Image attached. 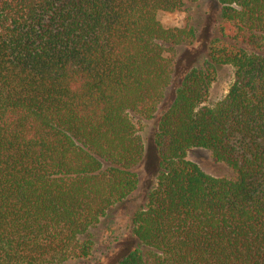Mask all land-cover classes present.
<instances>
[{
	"label": "trees",
	"instance_id": "16d2710c",
	"mask_svg": "<svg viewBox=\"0 0 264 264\" xmlns=\"http://www.w3.org/2000/svg\"><path fill=\"white\" fill-rule=\"evenodd\" d=\"M219 35L158 120L156 186L118 264H264V0H217ZM185 0H0V264L91 257L90 229L139 189L167 54L196 38L159 12ZM234 82L202 106L219 67ZM210 150L235 180L187 159Z\"/></svg>",
	"mask_w": 264,
	"mask_h": 264
},
{
	"label": "rangeland",
	"instance_id": "374dc122",
	"mask_svg": "<svg viewBox=\"0 0 264 264\" xmlns=\"http://www.w3.org/2000/svg\"><path fill=\"white\" fill-rule=\"evenodd\" d=\"M221 6L217 0H185L179 11L159 12L158 20L165 28L194 29L196 38L167 54L173 59L172 82L166 91L165 99L153 119L133 116L138 134L145 146V157L136 168L139 175V189L123 204L115 205L106 218L90 229L94 249L86 260H70L64 264H118L130 251L138 246L133 235L132 218L135 212L144 207L151 189L157 184L158 155L155 135L158 120L172 103L177 88L184 76L194 67H200L208 59L209 45L219 35ZM234 68L230 65L219 67L211 84L208 97L202 106L215 107L228 94L234 82ZM187 159L198 164L206 173L217 178L235 180V171L225 162L213 157L210 150L191 148Z\"/></svg>",
	"mask_w": 264,
	"mask_h": 264
}]
</instances>
